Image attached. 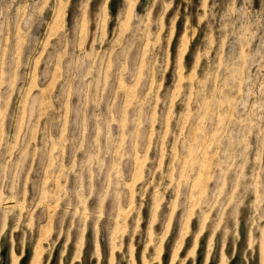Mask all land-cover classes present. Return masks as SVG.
I'll return each mask as SVG.
<instances>
[{
  "label": "rangeland",
  "instance_id": "rangeland-1",
  "mask_svg": "<svg viewBox=\"0 0 264 264\" xmlns=\"http://www.w3.org/2000/svg\"><path fill=\"white\" fill-rule=\"evenodd\" d=\"M248 25L255 46L264 36V0H0V264H262L264 119L247 137V163L236 159L223 183L213 140L222 120L243 111H232L236 93L224 87V66L248 51L241 39ZM166 97L167 107L156 103ZM145 98L144 111L171 116L177 135L182 117L193 128L203 117L204 133L181 153L190 163L187 186L173 184L170 156L163 180L145 170L137 182L120 161L118 198L115 153ZM113 101L117 122L109 129ZM73 121L86 146L98 138L105 163L91 188L84 174L82 196L76 175L61 172L73 165L70 146L56 159ZM109 131L113 155L104 156ZM173 143L169 136L161 151ZM148 156L156 158L155 148Z\"/></svg>",
  "mask_w": 264,
  "mask_h": 264
},
{
  "label": "clouds",
  "instance_id": "clouds-1",
  "mask_svg": "<svg viewBox=\"0 0 264 264\" xmlns=\"http://www.w3.org/2000/svg\"><path fill=\"white\" fill-rule=\"evenodd\" d=\"M143 24L144 21L141 20ZM249 27L244 26V33L241 39L244 40L243 47L248 50L235 57V60L231 65L225 67V79L224 87L230 91L236 93V97L233 98V103L231 105L232 111L236 112L237 106L242 109V112L237 113L236 116L231 117L227 123L223 120V128L216 133V136L213 137L214 142L219 147V154L224 157L220 161V164L217 165L220 168L219 180L221 183L225 181L229 171L233 170L236 159L243 157L245 164L247 163V137L251 135V130L253 127L260 128L259 121L264 119V115H258L257 113L261 110H264V36H261L258 40V43L253 44L256 39L255 32H249ZM158 43V42H157ZM91 71L82 77L87 79V75H90ZM205 81L204 83H206ZM201 92H203V84L201 86ZM238 97V98H237ZM179 98V92L173 97H171L172 103ZM249 98L253 99V103L249 104ZM78 103H81L78 100ZM156 103L163 104L167 107L168 99H160ZM93 104L97 110L100 108V101H93ZM150 104V101L145 98L144 103L141 105V111L136 119L130 120L127 123L133 125V130L128 132L124 137L125 144H121L120 150L115 153L117 157L116 166L113 167L112 171L116 177L115 188L118 190L116 192L117 197L123 194V174L119 170V162L127 161L129 167L135 169L136 181L139 182L144 180L143 175L144 171L147 170L150 176H154L155 172H162V180L164 178L163 174V161L164 157L170 156L172 159V165L170 166V172H175L179 179L173 178V184H179L180 186H187L188 174L190 173V163L185 162L182 159V152L187 153L189 150V140L194 135V133H200L203 135L205 129V119L200 118L195 128L193 125L188 123V120L185 118L182 119L180 124V134L172 132L168 127L172 117L167 116L164 113H160L159 117L154 112V109L151 113L145 112L144 108ZM87 107L86 104L83 105ZM115 107V102H111L108 108V116L106 117L107 126L110 129L111 124L117 122L113 116V108ZM79 114L78 109H74ZM100 119V117H97ZM161 124V131L156 132L154 130L155 124ZM209 123H211L209 119ZM145 125H148L153 130L150 135L148 134ZM74 131L70 139L61 138L57 142L60 152L56 159H59L61 162L63 160V152L66 146H70L71 154L73 156V165L70 168L64 169L61 168L62 174L65 172L74 173L77 177L78 183L81 185L77 191V196H82L83 187L82 182L84 174L87 173L90 181V188L92 187L91 181H101L102 174L105 171L104 159L100 155L99 141L98 138L88 143L87 146L83 139L82 134L77 135L79 130V124L77 121H73ZM239 126V127H236ZM127 127V124L125 125ZM187 129L188 131H185ZM261 133H264V128H260ZM169 136L175 137V143L171 145V151H161V145L167 142ZM243 137V139H239ZM153 141L157 143L154 144ZM222 142V143H221ZM241 144H245L244 152L237 154V148ZM146 145V146H145ZM177 145L180 146L181 151L177 150ZM113 140L111 133L109 131V139L105 148L103 149L104 156L113 155ZM125 147L127 150H125ZM155 148L157 152L156 158H149L148 153L153 151ZM143 151V155L138 153ZM77 153H83L84 158L77 163L75 157ZM56 159L49 164L51 168L55 163ZM191 157L189 156V161ZM153 165L154 167H149ZM158 165V167H156ZM183 165V168H181ZM222 166V167H221ZM95 167V171L93 168ZM240 176L242 177V168L243 165H240ZM101 200L103 201L104 197L107 195V189H104L101 192ZM0 196H2V191H0ZM71 206V205H70Z\"/></svg>",
  "mask_w": 264,
  "mask_h": 264
},
{
  "label": "bare ground",
  "instance_id": "bare-ground-1",
  "mask_svg": "<svg viewBox=\"0 0 264 264\" xmlns=\"http://www.w3.org/2000/svg\"><path fill=\"white\" fill-rule=\"evenodd\" d=\"M262 264H264V258H263Z\"/></svg>",
  "mask_w": 264,
  "mask_h": 264
}]
</instances>
